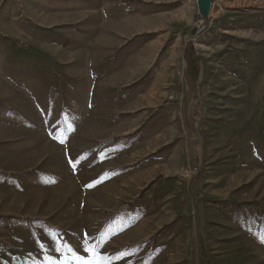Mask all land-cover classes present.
<instances>
[{
	"label": "rangeland",
	"instance_id": "1",
	"mask_svg": "<svg viewBox=\"0 0 264 264\" xmlns=\"http://www.w3.org/2000/svg\"><path fill=\"white\" fill-rule=\"evenodd\" d=\"M201 1L0 0V264H264V0Z\"/></svg>",
	"mask_w": 264,
	"mask_h": 264
},
{
	"label": "snow or ice",
	"instance_id": "2",
	"mask_svg": "<svg viewBox=\"0 0 264 264\" xmlns=\"http://www.w3.org/2000/svg\"><path fill=\"white\" fill-rule=\"evenodd\" d=\"M63 143V141H61ZM85 251L86 252H90L91 253V259L84 261V264H106V259L103 255H101L100 253H98L94 247H89L87 245V240H85ZM69 247V251H72L71 246ZM73 259L77 260V261H82L84 260L83 257L76 255L75 253L73 254ZM61 264H66V261L61 262Z\"/></svg>",
	"mask_w": 264,
	"mask_h": 264
},
{
	"label": "bare ground",
	"instance_id": "3",
	"mask_svg": "<svg viewBox=\"0 0 264 264\" xmlns=\"http://www.w3.org/2000/svg\"><path fill=\"white\" fill-rule=\"evenodd\" d=\"M207 5H208L207 1H205V2L202 1V3H201V8L204 9L205 6L207 7Z\"/></svg>",
	"mask_w": 264,
	"mask_h": 264
},
{
	"label": "water",
	"instance_id": "4",
	"mask_svg": "<svg viewBox=\"0 0 264 264\" xmlns=\"http://www.w3.org/2000/svg\"><path fill=\"white\" fill-rule=\"evenodd\" d=\"M205 1H207L208 5H209V0H204V2H205ZM201 3H202V1H201ZM201 3H200V7H201ZM208 5H207V7L205 6L204 9H202V8H201V9H202V10H206V9H208Z\"/></svg>",
	"mask_w": 264,
	"mask_h": 264
},
{
	"label": "trees",
	"instance_id": "5",
	"mask_svg": "<svg viewBox=\"0 0 264 264\" xmlns=\"http://www.w3.org/2000/svg\"><path fill=\"white\" fill-rule=\"evenodd\" d=\"M10 40V39H9ZM10 41H12V40H10ZM13 43V42H12Z\"/></svg>",
	"mask_w": 264,
	"mask_h": 264
}]
</instances>
